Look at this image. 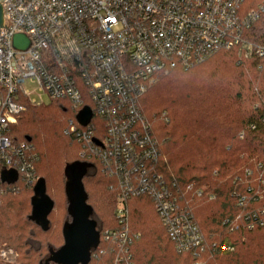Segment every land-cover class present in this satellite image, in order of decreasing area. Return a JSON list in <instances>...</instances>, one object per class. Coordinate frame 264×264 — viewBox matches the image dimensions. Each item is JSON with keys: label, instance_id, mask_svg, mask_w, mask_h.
<instances>
[{"label": "trees", "instance_id": "trees-1", "mask_svg": "<svg viewBox=\"0 0 264 264\" xmlns=\"http://www.w3.org/2000/svg\"><path fill=\"white\" fill-rule=\"evenodd\" d=\"M261 6L264 0H246L243 9L259 14L244 31L253 46L222 51L189 70L173 69L139 101L159 149L151 173L189 217L198 246H179L149 193L126 196L127 215L118 216L122 179L66 135L77 114L61 101L28 106L10 131L15 145H28L35 183L0 182V254L13 251L0 264H46L64 246L63 229L72 221L65 170L74 163L91 165L83 186L101 238L89 264H264V56L256 51L264 49ZM93 123L103 138L102 120ZM40 179L54 203L46 232L30 219ZM185 226L180 223L179 234L187 233Z\"/></svg>", "mask_w": 264, "mask_h": 264}, {"label": "built area", "instance_id": "built-area-1", "mask_svg": "<svg viewBox=\"0 0 264 264\" xmlns=\"http://www.w3.org/2000/svg\"><path fill=\"white\" fill-rule=\"evenodd\" d=\"M0 3L5 18L0 30V182L2 174L16 172L19 180L35 183L28 145H15L9 136L28 106L44 105L31 100L25 89L31 83L50 102L72 105L77 115L69 121L66 135L78 138L121 177L120 218L127 215L126 196L149 193L179 246H198L200 237L189 217L177 207L164 182L151 173L150 163L156 162L159 149L139 101L160 76L173 69L189 70L222 51L253 46L244 31L259 14H243L246 0ZM260 10L264 11L262 6ZM18 34L30 41L26 51L14 48ZM256 51L264 56L263 48ZM84 108L93 113L87 127L77 121ZM94 118L107 129L103 138L96 136ZM182 222L187 233L179 234ZM11 254L12 250L2 251L0 257Z\"/></svg>", "mask_w": 264, "mask_h": 264}, {"label": "water", "instance_id": "water-1", "mask_svg": "<svg viewBox=\"0 0 264 264\" xmlns=\"http://www.w3.org/2000/svg\"><path fill=\"white\" fill-rule=\"evenodd\" d=\"M4 9L0 3V30L4 27ZM6 28V26H5ZM7 29V28H6ZM30 46L28 37L18 34L14 37V48L19 51H26ZM93 118L89 108L78 115L77 121L83 127H87ZM89 164L74 163L66 170V193L69 202L68 212L72 219L65 223L63 236L64 246L58 251H52L46 264H89L91 255L100 245L101 235L97 230V223L93 220L94 209L88 205V197L83 186V179L87 176ZM16 172L2 174V181L13 185L18 181ZM31 221L48 231L50 222L49 216L54 210V203L47 195L46 182L40 179L33 189Z\"/></svg>", "mask_w": 264, "mask_h": 264}, {"label": "rangeland", "instance_id": "rangeland-1", "mask_svg": "<svg viewBox=\"0 0 264 264\" xmlns=\"http://www.w3.org/2000/svg\"><path fill=\"white\" fill-rule=\"evenodd\" d=\"M25 89L30 93L31 100H35L41 104L43 103L45 106H48L51 104L48 98L39 92L37 85L28 83L25 85Z\"/></svg>", "mask_w": 264, "mask_h": 264}]
</instances>
